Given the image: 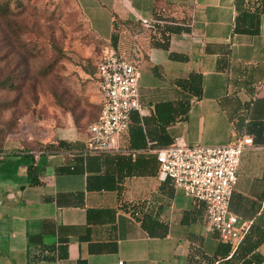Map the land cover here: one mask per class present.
Returning a JSON list of instances; mask_svg holds the SVG:
<instances>
[{"label":"crops","instance_id":"crops-1","mask_svg":"<svg viewBox=\"0 0 264 264\" xmlns=\"http://www.w3.org/2000/svg\"><path fill=\"white\" fill-rule=\"evenodd\" d=\"M76 1L92 31L112 43L110 52L141 65V114L148 119L157 102L179 98L176 79L202 74V95L185 120L167 128L173 141L224 145L241 137L240 118L264 121V14L259 34L234 35L235 0ZM156 11L174 18L177 29L146 28L142 18ZM228 44L232 64L219 70L217 60ZM88 135L89 129L66 123L46 135V142L86 145ZM120 145L107 152V160L103 156L91 162V170L77 173L58 171L72 159L69 151H1L0 264H217L213 255L220 240L207 228L205 207L160 170L150 146L128 148V134ZM29 154L43 164L40 184L27 180ZM105 172L115 187L88 190V176ZM230 207L240 226H264V145L243 152ZM150 227L167 232L153 235ZM65 243L66 257L31 256L32 249ZM258 251L264 255V243Z\"/></svg>","mask_w":264,"mask_h":264},{"label":"rangeland","instance_id":"rangeland-1","mask_svg":"<svg viewBox=\"0 0 264 264\" xmlns=\"http://www.w3.org/2000/svg\"><path fill=\"white\" fill-rule=\"evenodd\" d=\"M111 48L76 0H0V152L39 149L66 123L89 129L101 112L97 65Z\"/></svg>","mask_w":264,"mask_h":264},{"label":"built area","instance_id":"built-area-1","mask_svg":"<svg viewBox=\"0 0 264 264\" xmlns=\"http://www.w3.org/2000/svg\"><path fill=\"white\" fill-rule=\"evenodd\" d=\"M148 29H157L167 21L142 18ZM142 71L124 53L110 52L98 64V89L102 109L89 126L87 148L92 153L119 151L120 138L130 125L133 111L140 113V80ZM150 150L157 155L160 170L173 184L205 205L208 230L221 241L240 243L248 226H240L239 216L231 210V199L238 183L243 152L255 146L254 137L246 134L224 145L189 144L177 138L171 145ZM219 262H217L218 264Z\"/></svg>","mask_w":264,"mask_h":264},{"label":"trees","instance_id":"trees-1","mask_svg":"<svg viewBox=\"0 0 264 264\" xmlns=\"http://www.w3.org/2000/svg\"><path fill=\"white\" fill-rule=\"evenodd\" d=\"M236 17L233 25V34H259L261 16L264 14V0H235ZM155 18L165 20V26H161V30L169 31L178 24L174 23V18L166 17L161 11L155 12ZM175 27V29H177ZM117 36L114 35L115 39ZM231 44L227 45V49L223 51L222 56L217 60V68L226 71L230 68L231 61ZM172 56H176L172 54ZM186 59L187 56H182ZM96 83L98 87V65L96 71ZM178 87V99L161 100L156 103L154 113L148 119L139 111L132 112L130 117V125L124 134L129 135V147L132 150H145L149 146V140L154 141L152 147L159 148L174 143L168 132V126L177 121L185 120L188 116L190 107L196 98H199L203 92L202 74L192 71L186 77L176 79ZM101 98V97H100ZM102 109V99H101ZM154 124V125H153ZM239 128V136L251 134L254 137V142L258 145H264V121H254L248 124L245 118H240L237 122ZM37 151H69L74 153L72 159L68 163L58 168L59 172L77 173L85 172L92 169V161H101L103 156H109L105 153H92L88 150L87 144L83 145L79 141H71L67 139H59L55 142H47L39 149H26ZM28 163L27 180L30 184H40V173L43 167L38 161H35L31 154ZM95 158V159H94ZM88 190L113 189L115 184L110 178V173H99L88 176L87 183ZM197 204L205 207L204 203L196 200ZM144 225L147 224L144 220ZM149 228V226H148ZM153 235L166 234L167 230L155 232L151 229ZM264 243V226L252 223L249 229L244 234L240 243L234 248L230 241H219L214 252V259L218 260L220 264H262L264 262V255L258 251V248ZM67 243L60 247H50L48 249L40 248L34 251L32 249V258H57L67 256ZM78 264H86L85 260H79Z\"/></svg>","mask_w":264,"mask_h":264}]
</instances>
